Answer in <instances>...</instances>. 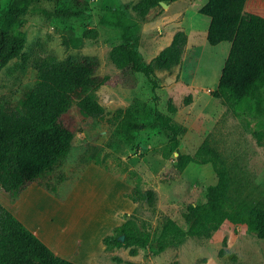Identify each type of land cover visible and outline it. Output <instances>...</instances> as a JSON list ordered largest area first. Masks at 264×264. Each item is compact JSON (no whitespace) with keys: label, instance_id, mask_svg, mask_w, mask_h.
Segmentation results:
<instances>
[{"label":"rangeland","instance_id":"rangeland-1","mask_svg":"<svg viewBox=\"0 0 264 264\" xmlns=\"http://www.w3.org/2000/svg\"><path fill=\"white\" fill-rule=\"evenodd\" d=\"M135 1L86 0L87 14L73 21L61 20L56 15L50 18L26 15L22 22L25 42L21 55L0 69V102L12 105L17 102L23 89L33 84L34 63L39 59L62 60L76 54L95 56L96 75L106 79L95 91V97L105 110L101 117L93 119L82 118L72 107L63 116L73 137L62 165L53 172L54 176L61 171L66 177L56 185L57 195H65L70 183L86 165L92 164L81 160L83 155L90 154L101 159L105 169L99 168L117 178V188L124 191L121 195L130 191L138 177L141 189H152L156 198L152 208L143 202L130 201L129 213L118 214L122 222L129 219L139 232H147V243L124 244L123 239H118L120 244H109L98 264H264V238H258L243 224L228 222L209 237L189 236L175 246L156 251L155 240L163 221L169 218L186 228L183 216L186 206L203 202L206 187L215 183L216 176L208 163L191 162L179 174L174 173L171 167L176 152L169 156L162 154L164 134L154 128L125 132L116 126L123 111L127 107L138 106L146 111L155 107L169 115L180 127L177 150L193 153L203 143L214 149L227 168L234 197L251 204L264 203L263 150L252 136L262 115L234 114L209 94L217 82L229 43H206L208 18L197 11L205 0L160 3L143 18L135 17L136 46L145 62L166 46L176 31L186 35L180 62L169 70L155 71L153 91L151 83L141 74L117 69L109 61L108 53L120 42L119 31L101 25L98 19L106 10ZM8 2L0 0V10ZM43 6L56 7L51 3ZM66 26L76 36L87 29H93L95 35L83 37L77 48L64 47L61 31ZM168 101L175 108L172 113L167 110ZM132 249L134 254L130 252Z\"/></svg>","mask_w":264,"mask_h":264},{"label":"trees","instance_id":"trees-1","mask_svg":"<svg viewBox=\"0 0 264 264\" xmlns=\"http://www.w3.org/2000/svg\"><path fill=\"white\" fill-rule=\"evenodd\" d=\"M9 0L0 10V69L11 59L21 55L25 42L23 18L39 15L73 21L87 14L86 0ZM175 0H136L123 3L114 10L102 12L101 25L117 29L120 42L110 49L109 61L121 71L141 74L156 87L155 71L169 70L180 62L186 43L183 31H176L169 43L149 61L145 62L136 46L137 18L160 6V2ZM245 0H205L198 13L208 18L205 41L209 45L228 42L229 48L220 69L217 82L209 94L218 99L234 114L262 115L252 130L255 142L264 156V18L243 11ZM56 7L46 9L43 4ZM63 3L64 6H63ZM62 5V6H60ZM60 6V7H58ZM133 15H131V13ZM61 44L77 48L83 37L95 35L87 29L81 36L73 34L69 26L62 28ZM35 80L23 89L15 104L0 102V189L13 200L30 182L54 196L57 184L65 180L58 171L69 149L73 132L63 121V116L74 107L82 118H99L104 107L95 97V91L106 81L96 75L98 59L95 56L68 55L62 60L45 57L35 61ZM167 110L175 108L167 102ZM140 114L139 116L137 114ZM127 133L154 128L166 137L162 154L176 152L172 171L179 174L187 164L208 163L216 181L206 187L205 200L188 204L183 214L186 228H181L167 218L156 237V251L175 246L186 237H209L225 223L243 224L258 238H264V203H247L238 200L230 191V177L223 160L205 143L193 153L177 150L180 127L167 114L153 107H127L116 125ZM84 164L92 163L105 169L97 155L85 154ZM53 180V182L50 181ZM132 203L143 202L152 208L155 194L152 189H141L136 177L130 191L123 194ZM113 233L101 238L105 248L119 245L116 233H121L123 243L145 245L147 232H139L127 219L112 228ZM104 248V249H105ZM132 254L135 250H130ZM0 264H77L55 255L40 239L0 204Z\"/></svg>","mask_w":264,"mask_h":264},{"label":"crops","instance_id":"crops-1","mask_svg":"<svg viewBox=\"0 0 264 264\" xmlns=\"http://www.w3.org/2000/svg\"><path fill=\"white\" fill-rule=\"evenodd\" d=\"M243 11L264 18V0H245ZM117 178L88 164L65 195L54 196L30 182L13 200L0 189V204L55 255L77 264H98L101 238L129 213L131 202L121 195Z\"/></svg>","mask_w":264,"mask_h":264},{"label":"water","instance_id":"water-1","mask_svg":"<svg viewBox=\"0 0 264 264\" xmlns=\"http://www.w3.org/2000/svg\"><path fill=\"white\" fill-rule=\"evenodd\" d=\"M160 3H163V2H160ZM176 154V153H175ZM119 240H122L123 239V236L122 235H119L118 237Z\"/></svg>","mask_w":264,"mask_h":264}]
</instances>
